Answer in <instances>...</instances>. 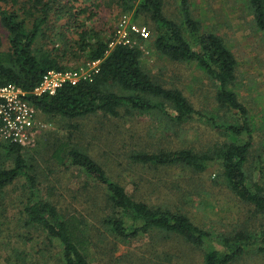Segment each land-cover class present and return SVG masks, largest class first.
<instances>
[{"label": "trees", "instance_id": "1", "mask_svg": "<svg viewBox=\"0 0 264 264\" xmlns=\"http://www.w3.org/2000/svg\"><path fill=\"white\" fill-rule=\"evenodd\" d=\"M163 4L164 0H0V25L8 44L7 50L0 51V86L16 84L38 113L48 118L76 121L161 115L178 125L189 122L200 113L180 91L164 88L144 70L140 48L144 40L109 49L110 40L103 31L94 23L89 25L102 7L116 9L118 17L132 14L133 21L148 26L149 45L159 55L194 63L205 72L216 85L217 105L235 114L240 123L218 125L211 120L215 129L233 139L206 153L193 149L134 152L129 159L144 166L193 173H203L217 161L230 192L253 206L255 214L264 215V185L251 183L246 172L252 138L247 110L234 90L237 61L220 36L202 31L200 21L191 15L189 0H178L180 23L164 15ZM246 4L264 40V0H246ZM68 56L82 63L98 61V72L90 80L63 84L53 96H31L47 72L71 69L66 64ZM29 149L0 141V204L5 190L24 179L28 197L22 203L23 225L42 234L48 246L59 248L61 264H91L100 227L115 243L156 234L205 248L203 264H232L249 251L264 256V229L252 234L250 228H243L231 236L204 230L181 211L135 199L88 152L64 143L53 153L54 160L59 164L67 160L89 182L84 181L80 189L89 187L102 197L98 203L91 201L93 222L70 214L37 196L33 166L25 157Z\"/></svg>", "mask_w": 264, "mask_h": 264}, {"label": "rangeland", "instance_id": "2", "mask_svg": "<svg viewBox=\"0 0 264 264\" xmlns=\"http://www.w3.org/2000/svg\"><path fill=\"white\" fill-rule=\"evenodd\" d=\"M189 6L202 31L220 36L237 61L234 90L247 110L252 138L246 172L251 183L264 185L262 34L253 22L246 0H189ZM163 13L180 23L178 0H164ZM131 15L127 16L132 24L148 31L146 24L133 21ZM119 18L116 9L102 7L89 25L94 23L109 40L114 38ZM127 36L135 45L139 44L137 36L129 32ZM6 37L0 25V51L8 48ZM140 48L144 70L164 88L180 91L200 114L178 125L161 115L67 121L48 118L37 111L41 130L35 145L25 154L36 176L37 196L89 221L95 216L91 201L98 203L102 197L89 187L81 190L87 179L67 160L59 164L53 158L56 148L67 143L88 152L135 199L181 211L204 230L226 236L243 228H250L252 234L263 230L264 215L255 214L253 206L230 192L217 161L209 164L203 173H193L176 167L144 166L129 159L134 152L193 149L206 153L233 139L215 129L211 120L218 125L239 122L235 114L217 105L215 83L196 64L175 62L159 55L149 45V38ZM68 60L66 64L71 69L65 71L78 68L85 73L91 71L82 60L72 57ZM26 187L24 179H20L5 190L1 199L0 264H61L59 248L48 246L42 234L23 225L21 209L28 197ZM94 224L100 227L95 221ZM97 235L99 240L97 248L92 250L91 264H203L206 252L205 248L196 249L180 240H164L156 234L141 236L127 244L115 243L101 227ZM232 264H264V256L249 251Z\"/></svg>", "mask_w": 264, "mask_h": 264}, {"label": "built area", "instance_id": "3", "mask_svg": "<svg viewBox=\"0 0 264 264\" xmlns=\"http://www.w3.org/2000/svg\"><path fill=\"white\" fill-rule=\"evenodd\" d=\"M137 36L146 41L149 38L145 28H139L130 22L127 15H122L113 33L114 38L109 39V49L116 45H135L127 33ZM91 67L89 73L82 68L68 71H49L43 76L39 85L31 91V96H53L63 84H77L81 80L92 79L93 74L98 72L99 62L87 63ZM28 94L16 84L0 86V141L9 142L24 148L35 145L40 128L37 118V110L26 98Z\"/></svg>", "mask_w": 264, "mask_h": 264}]
</instances>
